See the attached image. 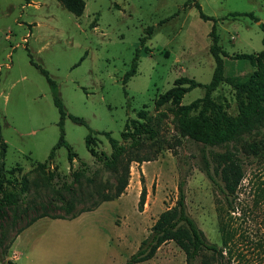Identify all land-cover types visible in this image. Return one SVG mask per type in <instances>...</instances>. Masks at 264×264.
Returning a JSON list of instances; mask_svg holds the SVG:
<instances>
[{
	"label": "rangeland",
	"instance_id": "obj_1",
	"mask_svg": "<svg viewBox=\"0 0 264 264\" xmlns=\"http://www.w3.org/2000/svg\"><path fill=\"white\" fill-rule=\"evenodd\" d=\"M198 2L215 20L202 18L189 0H85L80 16L59 0H0V180L5 186L11 189L9 180L21 183L27 176L31 200L50 198L52 191L42 185V176L55 169L68 174L78 167L76 158L69 161L65 146L56 149L53 162L48 163L61 136V116L38 66L57 83L67 113L85 120L79 124L66 116L63 129L78 158L90 164L94 157L85 143L90 130L111 132L123 142L122 132L130 119L151 118L159 110L171 112L184 106H191L192 112L199 109L195 103L205 96L203 85L211 81L215 68L211 54L214 23L224 53V75L246 80L263 59L259 24L264 22V0ZM241 53L253 59L239 58ZM133 67L136 74L125 83ZM180 77L203 85L189 88L186 83L175 98L157 107L159 96ZM212 97L228 112H237V92L227 82ZM161 135L173 147H164L151 161L133 162L129 183L132 177L134 181L121 197L74 219L38 220L12 244L8 259L17 251L21 254L17 264L125 263L159 214L176 203L181 171L187 175L188 211L208 240L220 245L216 205L220 196L200 169L202 145L181 135L171 113ZM95 136L96 149L110 153L107 136ZM2 144L6 146L4 158ZM230 146L240 149L245 171L237 206L250 210L264 180V130L245 133ZM250 146H257L256 153ZM98 178L103 182L111 177L101 172ZM141 179L147 188L143 208L139 206ZM32 215L30 210L13 225V212L8 210L2 221L7 238ZM236 222L239 253L233 264H264V247L258 246L259 241L264 244V212L253 209L245 220ZM1 230L0 226V235ZM185 261L183 250L171 240L152 259L138 264ZM0 264L5 263L0 259Z\"/></svg>",
	"mask_w": 264,
	"mask_h": 264
},
{
	"label": "trees",
	"instance_id": "obj_2",
	"mask_svg": "<svg viewBox=\"0 0 264 264\" xmlns=\"http://www.w3.org/2000/svg\"><path fill=\"white\" fill-rule=\"evenodd\" d=\"M59 1L67 10L77 16L84 12L85 0ZM189 1L194 2L202 18L215 20L202 11L198 0ZM259 25L263 31L262 43L264 45V22H260ZM211 35V54L215 60L211 81L203 85L187 77L177 78L174 86L159 96L156 101L157 107H160L162 103L171 101L179 92L184 90L183 86L186 83L189 84V88L203 85L206 88V94L195 103L199 109L192 112L191 106H184L174 108L171 112L159 110L151 118L140 116L139 119H130L122 132L123 142L114 138L111 132L90 130L85 143L92 157H94L93 164L78 158L77 153L65 139L63 129L66 116L79 124H85V120L67 113L59 95L57 83L49 76L47 70L37 65L50 84L54 103L61 116V136L49 154L48 163L53 162L56 149L65 146L68 149L69 161L72 163L76 158L78 167L68 174L55 169L48 171L46 176H42V185L52 191L50 198L31 200L29 198L31 186L27 176L23 178L21 183H13L9 180L12 183L11 189L5 186L2 179L0 180V226L2 227L0 259L3 263L17 264L14 260L8 259L9 249L16 236L38 219L42 217L74 219L86 211L95 210L103 202L121 197L129 185L130 167L133 162L141 164L151 161L164 147H173L161 135L163 122L171 113L172 122L181 135L202 145L200 169L211 180L220 196L216 205L221 244L210 242L188 211L185 192L187 175L181 171L176 203L159 214L151 226L148 236L141 241L136 252L123 264H137L150 260L162 244L171 240L183 250L185 264H233L232 260L238 252L239 242V229L236 226V220L238 218L245 220L253 212V209L264 212V180L258 185L250 210L238 208V191L245 177V171L240 149L237 146H230L245 133L252 134L264 130V50L261 53L263 59L257 63V68L248 75L246 80L237 81L224 75V53L219 44V35L215 23ZM238 57L253 59V56L247 53L238 54ZM136 58L137 55L134 58V63ZM134 74H136V69L133 67L126 73L124 82H128ZM223 82L233 86L237 92L238 109L235 114L228 112L212 97V93ZM95 134L107 136L111 145L110 153L96 149L97 138ZM179 142L180 139L177 138L176 143ZM215 147L223 148L224 151H214L213 148ZM1 148V156L4 158L6 146L2 144ZM250 148L254 151L253 153H256L257 146H250ZM40 166L44 167V164H40ZM1 169L3 168L1 167ZM101 172H107L112 179L100 182L98 175ZM141 181L139 206L143 208L146 202L147 188L143 184V179ZM8 210L13 212V225L19 217L27 214L30 210L34 211V215L27 217L9 238H7L2 222ZM258 246L263 248V242L259 241Z\"/></svg>",
	"mask_w": 264,
	"mask_h": 264
},
{
	"label": "crops",
	"instance_id": "obj_3",
	"mask_svg": "<svg viewBox=\"0 0 264 264\" xmlns=\"http://www.w3.org/2000/svg\"><path fill=\"white\" fill-rule=\"evenodd\" d=\"M122 196V195H121ZM102 207V206H101ZM98 209H100V206L98 207V208H96L95 210H92V211H86V212H84V213H82L83 214V216L85 215V214H88V213H94V212H96ZM81 214V215H82ZM80 215V216H81ZM44 218H50V217H42V218H40V219H44ZM40 219H38V220H40ZM53 219H61V218H53ZM37 220V221H38ZM37 221H35L33 224H35ZM33 224H31L29 227H31ZM29 227H27L26 229H28ZM26 229H24L23 231H21L17 236H16V238L14 239V241H13V243L12 244H14V242L20 237V235L26 230ZM12 246V245H11ZM11 248V247H10ZM10 250V249H9ZM20 256H21V254L19 253V252H17V251H13L12 252V254H11V256H9L12 260H14V261H17L19 258H20ZM138 264V263H137Z\"/></svg>",
	"mask_w": 264,
	"mask_h": 264
},
{
	"label": "bare ground",
	"instance_id": "obj_4",
	"mask_svg": "<svg viewBox=\"0 0 264 264\" xmlns=\"http://www.w3.org/2000/svg\"><path fill=\"white\" fill-rule=\"evenodd\" d=\"M134 181V178L132 177V179H131V181H130V183H129V185L131 186L132 185V182ZM129 186V187H130Z\"/></svg>",
	"mask_w": 264,
	"mask_h": 264
}]
</instances>
